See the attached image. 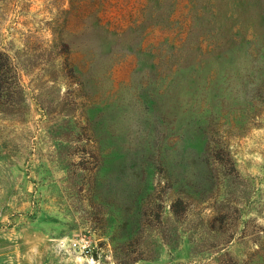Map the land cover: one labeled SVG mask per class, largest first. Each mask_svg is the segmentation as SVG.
Masks as SVG:
<instances>
[{"label": "rangeland", "instance_id": "1", "mask_svg": "<svg viewBox=\"0 0 264 264\" xmlns=\"http://www.w3.org/2000/svg\"><path fill=\"white\" fill-rule=\"evenodd\" d=\"M0 46V264H264V0H0Z\"/></svg>", "mask_w": 264, "mask_h": 264}, {"label": "trees", "instance_id": "2", "mask_svg": "<svg viewBox=\"0 0 264 264\" xmlns=\"http://www.w3.org/2000/svg\"><path fill=\"white\" fill-rule=\"evenodd\" d=\"M51 49L59 48L60 46L50 45ZM63 58L64 53H59ZM21 71L13 60V57L8 53L5 47L0 46V96L3 92H14L24 96V87L21 81Z\"/></svg>", "mask_w": 264, "mask_h": 264}]
</instances>
